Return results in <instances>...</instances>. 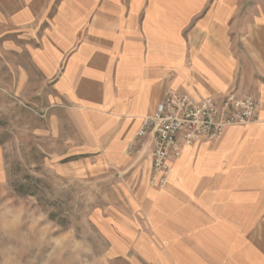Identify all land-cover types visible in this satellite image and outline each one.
Masks as SVG:
<instances>
[{
    "label": "crops",
    "instance_id": "1",
    "mask_svg": "<svg viewBox=\"0 0 264 264\" xmlns=\"http://www.w3.org/2000/svg\"><path fill=\"white\" fill-rule=\"evenodd\" d=\"M0 9L9 40L25 41L70 118L73 167L125 194L117 222L155 264H264V0H0ZM231 91L259 102L257 121L182 147L167 183L150 184L151 134L136 139L143 119L167 94Z\"/></svg>",
    "mask_w": 264,
    "mask_h": 264
},
{
    "label": "rangeland",
    "instance_id": "2",
    "mask_svg": "<svg viewBox=\"0 0 264 264\" xmlns=\"http://www.w3.org/2000/svg\"><path fill=\"white\" fill-rule=\"evenodd\" d=\"M0 20V264H155L117 222L125 194L73 167L70 118Z\"/></svg>",
    "mask_w": 264,
    "mask_h": 264
},
{
    "label": "built area",
    "instance_id": "3",
    "mask_svg": "<svg viewBox=\"0 0 264 264\" xmlns=\"http://www.w3.org/2000/svg\"><path fill=\"white\" fill-rule=\"evenodd\" d=\"M259 106L253 96L232 91L218 100L167 94L154 115L143 119L136 134V139L147 131L151 134L150 184L162 187L167 183L171 159L180 156L182 147H191L202 140L216 142L225 129L254 123Z\"/></svg>",
    "mask_w": 264,
    "mask_h": 264
}]
</instances>
